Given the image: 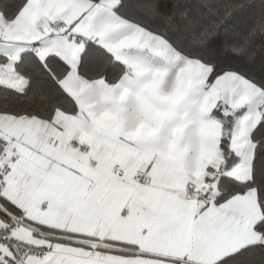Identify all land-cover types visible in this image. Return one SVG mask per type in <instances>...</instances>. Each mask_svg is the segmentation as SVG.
I'll return each instance as SVG.
<instances>
[{"label":"snow or ice","instance_id":"1","mask_svg":"<svg viewBox=\"0 0 264 264\" xmlns=\"http://www.w3.org/2000/svg\"><path fill=\"white\" fill-rule=\"evenodd\" d=\"M0 264H264V0H0Z\"/></svg>","mask_w":264,"mask_h":264}]
</instances>
